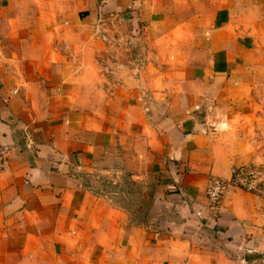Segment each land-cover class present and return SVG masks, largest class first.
<instances>
[{"label":"crops","instance_id":"crops-1","mask_svg":"<svg viewBox=\"0 0 264 264\" xmlns=\"http://www.w3.org/2000/svg\"><path fill=\"white\" fill-rule=\"evenodd\" d=\"M263 106L264 0H0V264H257Z\"/></svg>","mask_w":264,"mask_h":264},{"label":"built area","instance_id":"built-area-1","mask_svg":"<svg viewBox=\"0 0 264 264\" xmlns=\"http://www.w3.org/2000/svg\"><path fill=\"white\" fill-rule=\"evenodd\" d=\"M113 25L101 19L97 24V35L102 43L107 46L104 56L99 57L101 74L108 79H116L117 54L124 47L121 37L112 35ZM6 160L4 153H0V172L4 171ZM264 186V168L259 166H245L234 171L232 178L228 181L212 178L206 190V197L211 208L219 205L230 188H237L249 193H257Z\"/></svg>","mask_w":264,"mask_h":264},{"label":"rangeland","instance_id":"rangeland-1","mask_svg":"<svg viewBox=\"0 0 264 264\" xmlns=\"http://www.w3.org/2000/svg\"><path fill=\"white\" fill-rule=\"evenodd\" d=\"M257 112L259 114H264V106L261 107L260 110H257ZM135 206V205H134ZM257 264H264V256H261L258 260H257Z\"/></svg>","mask_w":264,"mask_h":264}]
</instances>
